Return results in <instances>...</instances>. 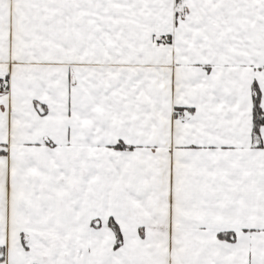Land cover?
Wrapping results in <instances>:
<instances>
[{"label": "snow or ice", "instance_id": "6c2138e0", "mask_svg": "<svg viewBox=\"0 0 264 264\" xmlns=\"http://www.w3.org/2000/svg\"><path fill=\"white\" fill-rule=\"evenodd\" d=\"M0 264H264V0H0Z\"/></svg>", "mask_w": 264, "mask_h": 264}]
</instances>
